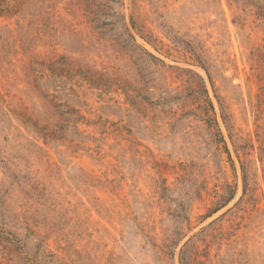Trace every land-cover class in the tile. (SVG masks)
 <instances>
[{
	"label": "rangeland",
	"instance_id": "obj_1",
	"mask_svg": "<svg viewBox=\"0 0 264 264\" xmlns=\"http://www.w3.org/2000/svg\"><path fill=\"white\" fill-rule=\"evenodd\" d=\"M0 264H264V0H0Z\"/></svg>",
	"mask_w": 264,
	"mask_h": 264
}]
</instances>
